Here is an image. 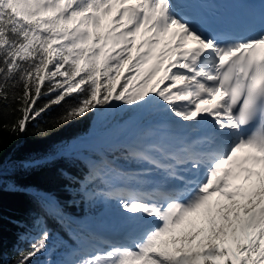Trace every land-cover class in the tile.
<instances>
[{
  "label": "snow or ice",
  "instance_id": "6c2138e0",
  "mask_svg": "<svg viewBox=\"0 0 264 264\" xmlns=\"http://www.w3.org/2000/svg\"><path fill=\"white\" fill-rule=\"evenodd\" d=\"M89 117L92 145L0 149V193L36 205L0 264H264V0H0V129L42 139ZM54 157L103 228L17 183Z\"/></svg>",
  "mask_w": 264,
  "mask_h": 264
},
{
  "label": "trees",
  "instance_id": "16d2710c",
  "mask_svg": "<svg viewBox=\"0 0 264 264\" xmlns=\"http://www.w3.org/2000/svg\"><path fill=\"white\" fill-rule=\"evenodd\" d=\"M59 111L60 109H54L53 112L44 117L41 123L51 120ZM90 121L91 117L80 123L68 125L59 131L53 132L51 136L42 139L34 137L33 125H29L28 132L19 136V138L16 135H9L0 129V149H3V160L7 162L8 160L21 159L28 155L44 156L53 152L59 153L60 150L70 145L76 138L89 133L92 128ZM2 122L0 121V123ZM62 170L73 175L78 172L76 168L70 167L64 159L54 157L41 167L18 171L15 179L21 187L38 188L52 193L64 203L67 212L72 213L76 217H84V205L78 207L67 203L72 199V196L68 191V181L61 174ZM0 205H2L3 212L2 230H0V252H2L3 259L10 260L15 256L17 247H27V244L21 243L19 240V234L24 229L18 227L12 221L28 222L30 214L36 211V205L26 193L7 190L0 193ZM48 225L55 234H59L65 242L70 246H74V242L65 234L55 220L49 219ZM64 253V248L57 247L52 259H62ZM38 259L43 264L47 257H39Z\"/></svg>",
  "mask_w": 264,
  "mask_h": 264
},
{
  "label": "rangeland",
  "instance_id": "374dc122",
  "mask_svg": "<svg viewBox=\"0 0 264 264\" xmlns=\"http://www.w3.org/2000/svg\"><path fill=\"white\" fill-rule=\"evenodd\" d=\"M90 137H95V133L92 134V136L90 135L89 138ZM92 140H94V142H95V139H92ZM92 140L89 139V141H92ZM92 144H94V143H92ZM89 145H91V144H89ZM65 151H70V149H66V148L65 149H62L59 153L65 152ZM97 208H98L97 205L95 207H92V208H86V207H84V214L85 215H84L83 218H86V219L87 218H91V219L94 220V222L96 224H101V225H99V227L103 228V226L105 224V221L107 220V217H108V214L109 213H108V210L101 204V207H99V209H101L100 212H98L97 214L94 215V212H95V210H97ZM99 217H102L101 218V220H102L101 223H98L96 221Z\"/></svg>",
  "mask_w": 264,
  "mask_h": 264
},
{
  "label": "bare ground",
  "instance_id": "6f19581e",
  "mask_svg": "<svg viewBox=\"0 0 264 264\" xmlns=\"http://www.w3.org/2000/svg\"><path fill=\"white\" fill-rule=\"evenodd\" d=\"M93 133H94V132H93ZM93 133H92V134H93ZM89 139L92 140V139H95V137H90V138H89V136H88V138H86L85 141H89ZM101 218H102V217H99L96 221H97L98 223H101V221H102ZM97 225L99 226V225H101V224H97Z\"/></svg>",
  "mask_w": 264,
  "mask_h": 264
},
{
  "label": "water",
  "instance_id": "95a60500",
  "mask_svg": "<svg viewBox=\"0 0 264 264\" xmlns=\"http://www.w3.org/2000/svg\"><path fill=\"white\" fill-rule=\"evenodd\" d=\"M61 151V150H60Z\"/></svg>",
  "mask_w": 264,
  "mask_h": 264
}]
</instances>
